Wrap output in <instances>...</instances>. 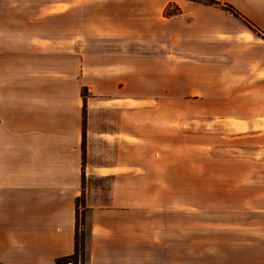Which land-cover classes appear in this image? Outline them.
Listing matches in <instances>:
<instances>
[{"label": "crops", "instance_id": "obj_1", "mask_svg": "<svg viewBox=\"0 0 264 264\" xmlns=\"http://www.w3.org/2000/svg\"><path fill=\"white\" fill-rule=\"evenodd\" d=\"M213 1L110 0L121 8L111 32H89L80 14L78 30L0 37V264H58L74 254L82 194L87 263L151 264L163 218L183 214L185 122L215 121L185 113V77L198 78L183 58L248 54L253 71L264 72V0ZM64 4L58 14L67 17L73 5ZM169 5L179 13L165 14ZM38 8L26 22L57 16ZM216 83L215 74L204 82L232 85ZM237 110L223 114L228 125H264V114L253 121Z\"/></svg>", "mask_w": 264, "mask_h": 264}, {"label": "rangeland", "instance_id": "obj_2", "mask_svg": "<svg viewBox=\"0 0 264 264\" xmlns=\"http://www.w3.org/2000/svg\"><path fill=\"white\" fill-rule=\"evenodd\" d=\"M67 1L73 8L65 17L58 12L65 9ZM85 1L0 0V14L3 16L6 10L5 16L9 17L0 24V37L15 40L19 34L78 30L80 14L83 27L89 32L101 28L111 32L118 27L111 15L121 8L114 9L110 0H87L89 3L79 8L78 3ZM35 4L40 8V16L53 12L57 16L38 24L26 22V17L36 15L25 14L30 8H38ZM179 11L178 7L169 5L165 14ZM12 17H19V23L11 20ZM199 48L205 51L207 43L200 42ZM225 49L230 52L229 46ZM183 59L193 63L185 65L184 70L194 72L198 78L185 77V113L197 117L199 113L214 114L215 121L185 122V167L181 183L177 185L178 193L183 196V214H168L169 217L163 218L168 226L163 224L165 232L159 238L161 242L158 240L160 243L153 239V245L159 246L152 248L151 264H264V135H256L257 131L264 130V125L248 130L235 121L233 126L228 125L222 118L224 113L238 108V112L247 113L253 121L264 114V72L253 71L248 54L239 58ZM209 61H215L216 67L208 69ZM213 74L216 84H230L226 83L229 81L231 88L204 84ZM229 96L243 97L247 103L231 105L226 103ZM205 97L216 101L205 103L202 101ZM261 123L264 124V118Z\"/></svg>", "mask_w": 264, "mask_h": 264}, {"label": "trees", "instance_id": "obj_3", "mask_svg": "<svg viewBox=\"0 0 264 264\" xmlns=\"http://www.w3.org/2000/svg\"><path fill=\"white\" fill-rule=\"evenodd\" d=\"M196 1H201V2H206V3H211V4L215 2L213 0H196ZM225 7H227L228 10L232 11L234 15L238 17L240 16L237 10L233 9L230 6H225ZM249 26L256 29L255 26L251 25L250 23H249ZM83 96L86 98V94L83 93ZM84 124H85V117H84ZM83 148L85 150V126H84V132H83ZM85 214H86L85 199H84V194H82L81 197L77 199L75 253L81 252L83 256H86V236H87L86 229H85V223H86ZM61 261L62 259H60L58 263Z\"/></svg>", "mask_w": 264, "mask_h": 264}, {"label": "built area", "instance_id": "obj_4", "mask_svg": "<svg viewBox=\"0 0 264 264\" xmlns=\"http://www.w3.org/2000/svg\"><path fill=\"white\" fill-rule=\"evenodd\" d=\"M58 264H88L85 256L81 252L74 253L72 255L62 258V261Z\"/></svg>", "mask_w": 264, "mask_h": 264}]
</instances>
